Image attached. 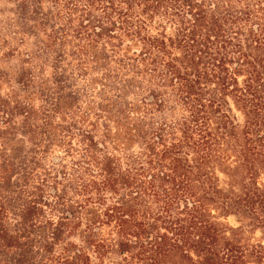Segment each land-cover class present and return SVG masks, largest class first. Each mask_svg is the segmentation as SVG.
<instances>
[{"label":"trees","instance_id":"obj_1","mask_svg":"<svg viewBox=\"0 0 264 264\" xmlns=\"http://www.w3.org/2000/svg\"><path fill=\"white\" fill-rule=\"evenodd\" d=\"M18 1L42 17L45 45L61 50L56 61L68 55L79 70L104 69L109 134L126 127L124 138L139 142L134 170L110 152L101 167L136 201L107 213L117 224L110 253L120 257L111 264H264V0ZM127 93L136 99L122 106ZM79 134L90 148L108 147ZM38 137L46 142L48 133ZM22 191L29 199L16 197L17 222L0 205V246L15 250L14 264H36L50 193ZM64 224L52 222L50 236L60 238ZM256 229L262 240L247 236ZM64 261L91 264L80 247Z\"/></svg>","mask_w":264,"mask_h":264},{"label":"rangeland","instance_id":"obj_2","mask_svg":"<svg viewBox=\"0 0 264 264\" xmlns=\"http://www.w3.org/2000/svg\"><path fill=\"white\" fill-rule=\"evenodd\" d=\"M19 3L0 0V205H6L5 219L13 224L18 220L17 208L23 203L16 197L22 193L21 197L29 199V194L22 190L50 193L49 204L44 206L39 219L42 244L35 252L36 264H65L64 260L78 247L89 255V263L111 264V260L120 257L110 253L117 224L107 213H111L113 206L135 208L136 201L130 189L114 183L101 167L110 152L120 167L134 170L139 142L134 136L124 138L126 127L116 139L109 134L113 123L105 116L109 100L104 69H92L88 64L79 70L68 55L62 61L59 59L61 62L56 61L61 50L45 45L42 17L32 18ZM159 19L156 15L155 20ZM166 30L171 32L170 26ZM121 97L118 102L122 106L126 100L136 99L131 93ZM131 118L134 116L124 118L126 126ZM42 131L48 133L46 142L38 137ZM80 131L108 139V147L90 148L88 138ZM39 143L46 150L44 154L37 150ZM31 160L40 164L35 166ZM52 186L58 188L55 194L51 192ZM67 208L73 209L72 218H64ZM215 215L227 225H239L235 215ZM58 220L65 224L60 238L54 239L50 236L52 222ZM247 236L262 240L260 229L248 232ZM15 255V250L0 246V264H14ZM172 261L187 264L178 258Z\"/></svg>","mask_w":264,"mask_h":264}]
</instances>
